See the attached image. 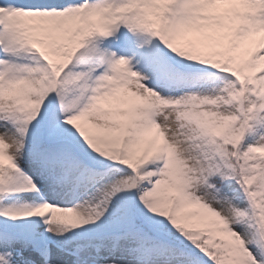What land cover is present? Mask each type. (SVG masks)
<instances>
[{
    "label": "snow or ice",
    "instance_id": "1",
    "mask_svg": "<svg viewBox=\"0 0 264 264\" xmlns=\"http://www.w3.org/2000/svg\"><path fill=\"white\" fill-rule=\"evenodd\" d=\"M0 264H264V0H0Z\"/></svg>",
    "mask_w": 264,
    "mask_h": 264
}]
</instances>
